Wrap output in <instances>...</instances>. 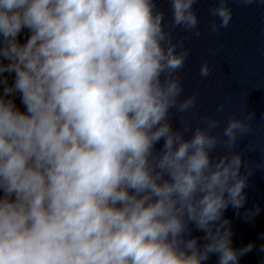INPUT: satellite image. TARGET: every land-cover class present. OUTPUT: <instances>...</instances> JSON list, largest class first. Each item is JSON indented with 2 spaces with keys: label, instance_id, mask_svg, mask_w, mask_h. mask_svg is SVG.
I'll use <instances>...</instances> for the list:
<instances>
[{
  "label": "clouds",
  "instance_id": "9594fccd",
  "mask_svg": "<svg viewBox=\"0 0 264 264\" xmlns=\"http://www.w3.org/2000/svg\"><path fill=\"white\" fill-rule=\"evenodd\" d=\"M168 2L166 23L157 0H0V264H264V232L236 247L225 216L262 211L245 206L264 157L238 150L255 112L192 127L173 30L201 35L198 0ZM230 3L210 9L212 33Z\"/></svg>",
  "mask_w": 264,
  "mask_h": 264
}]
</instances>
